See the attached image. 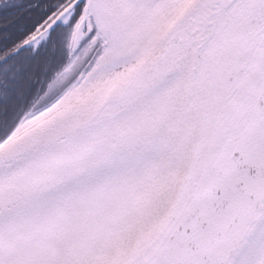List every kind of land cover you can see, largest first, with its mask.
I'll use <instances>...</instances> for the list:
<instances>
[{
	"label": "snow or ice",
	"instance_id": "snow-or-ice-1",
	"mask_svg": "<svg viewBox=\"0 0 264 264\" xmlns=\"http://www.w3.org/2000/svg\"><path fill=\"white\" fill-rule=\"evenodd\" d=\"M0 8V264H264V0Z\"/></svg>",
	"mask_w": 264,
	"mask_h": 264
},
{
	"label": "trees",
	"instance_id": "trees-1",
	"mask_svg": "<svg viewBox=\"0 0 264 264\" xmlns=\"http://www.w3.org/2000/svg\"><path fill=\"white\" fill-rule=\"evenodd\" d=\"M8 11H10V10H5L3 8H0V13H3L4 15H7Z\"/></svg>",
	"mask_w": 264,
	"mask_h": 264
}]
</instances>
